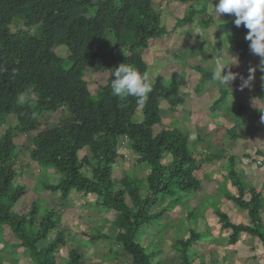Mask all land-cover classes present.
<instances>
[{
    "label": "trees",
    "instance_id": "1",
    "mask_svg": "<svg viewBox=\"0 0 264 264\" xmlns=\"http://www.w3.org/2000/svg\"><path fill=\"white\" fill-rule=\"evenodd\" d=\"M155 1L190 6L183 19L176 20L179 26L196 14L207 12L204 4L201 9L192 6L203 0H0V119L8 115L16 119L15 127L7 129L0 139V240L10 230L34 264H56V251L66 244V238L57 230L60 218L55 209L47 208L40 214L39 202L35 200L28 213L14 211L26 195V189L14 183L18 176L16 134L30 136L32 162L60 175L56 184L43 182L44 189L64 200L72 191L95 195L96 206L115 212V235L98 232L90 238H112L131 257L132 264H152L154 254L148 253L141 243L142 229L157 225L163 215L188 202L201 188L198 172L203 163L222 158L220 153L202 159L178 128H161L154 133L162 122L160 102L166 100L172 110L184 103L180 89L184 80L179 73H172L168 87L161 75L150 80L152 92L142 106L135 97L121 100L112 95L113 69L128 63L141 73H148L149 63L140 51L169 34L161 13L153 5ZM16 21L21 25L13 30ZM202 21L207 27L212 18L206 16ZM247 31L243 25L236 27L233 20L218 27L217 34H228L229 46L241 61L249 53V43L244 38ZM60 46L67 48L66 57L55 52ZM94 67L107 72L108 78L93 94L85 71ZM195 68L201 76L200 84L212 81V72L200 65ZM217 84L225 98L226 85ZM23 96L25 100H21ZM252 96L264 103V84L255 87ZM218 102L212 110L221 108ZM248 110L246 104H240L237 120ZM57 112L61 114L58 123L52 127L42 124L43 114ZM138 112L142 119L137 122ZM237 129L236 125L228 130L230 138H237ZM123 137L139 155L138 162L149 169L145 196L142 182L136 178L124 177L121 187L113 181V166L120 157L118 147ZM84 150L88 154L80 158L79 153ZM258 152L264 158V152ZM227 164L224 178L233 191L220 187V193L246 211L249 222L235 223L215 207L221 229L228 232L226 243L233 247L242 236H248L264 245V191L248 183L235 169L234 156L227 159ZM85 166L91 168V176L83 171ZM189 216L196 219L197 209L193 208ZM53 232L52 241L41 247L40 243L46 242ZM203 236L205 233L192 229L188 237L175 241L173 249L182 264H206L189 255ZM228 253L223 256L227 263ZM3 259L0 251V264ZM64 264H83L82 256L72 249Z\"/></svg>",
    "mask_w": 264,
    "mask_h": 264
},
{
    "label": "rangeland",
    "instance_id": "2",
    "mask_svg": "<svg viewBox=\"0 0 264 264\" xmlns=\"http://www.w3.org/2000/svg\"><path fill=\"white\" fill-rule=\"evenodd\" d=\"M215 2L218 0H203L193 4L196 9H201L203 4L206 5L207 12L198 13L187 23L179 26L176 20H182L190 6L174 1H155L153 5L161 13L162 23L167 27L169 34L151 41L147 49L140 51L149 63L148 74L151 81L161 75L164 85L168 87L172 82L173 72L179 73L184 80V85L180 88L184 95V103L172 110L167 101L162 100L160 102L162 122L160 126L154 128V133L161 128H178L188 136L191 141L190 147L202 159L208 154L222 153L220 160L203 163L201 171L198 172L201 188L192 194L188 202L163 215L157 225L142 229L141 243L148 253L154 254L152 264H158L159 261L164 264H182L173 245L177 239L188 237L192 229L198 233H205V236L189 252L191 259L196 262L204 261L206 264H234L232 253L227 252L231 251V246L226 243L228 232L221 229L214 213V208L218 207L235 223L249 222L247 212L226 199L219 190L220 187H224L233 191L224 178L228 168L227 159L230 156L235 157V169L242 177L264 191V158L258 152H264V120L261 119L264 116V103L252 96L253 89L264 84V80L261 79L264 72L258 67L261 58L249 50L247 57L239 60L238 53L229 46L228 34H217L218 27L234 20V17L230 14H222L221 18L216 16ZM206 16L212 18L207 27L202 21ZM18 25H21L20 21H16L13 30L17 29ZM55 52L60 57L68 55V50L64 46L57 47ZM219 62L233 63L229 67L236 74V79L230 87L225 86L228 90L225 98L221 97L217 82L200 84L201 76L195 68L200 65L206 72H213L215 64ZM252 67L257 69L255 79L250 87L242 88L243 79H247L249 69ZM85 77L91 93L94 94L106 84L108 73L98 67L88 68ZM25 99L26 96L21 97V100ZM215 102H218L221 108H215L214 111L212 107ZM240 104H246L249 110L238 121L236 112ZM60 118L59 112L52 115L43 114L41 122L47 127H52ZM141 119L142 115L138 112L135 120L138 122ZM15 125L14 115L0 119V139L7 129ZM236 125L238 136L232 139L228 130ZM14 140L19 146L16 161L18 176L14 183L26 189V195L14 206V211L18 214L28 213L35 200L39 202L40 214L44 213V209H55L60 218L57 230L66 238V244L56 251V264H64L72 249L80 253L83 264H132L131 257L112 238L97 241H91L90 238V235L98 232L110 237L115 235L116 227L112 223L115 212L96 206L95 195H83L72 191L70 197L64 200L44 189L43 182L56 184L60 175L52 169L44 170L30 160V136L20 133L16 134ZM118 148L120 157L113 166L112 174L115 185L121 187V180L126 176L136 178L142 182L141 191L145 196L149 169L138 162L139 155L131 150L127 138L121 139ZM85 154H88L87 150L81 151L79 157L82 158ZM83 171L91 176L90 167L85 166ZM185 198L184 196L182 200ZM126 201L130 202L129 197H126ZM193 208L197 209L196 219L189 216ZM53 237L54 232L46 242H41L40 246L50 243ZM243 237L242 250L257 241L255 238ZM19 243L10 230L5 231L4 240H0V251L4 257L2 264H34L28 251ZM210 243L213 244L212 249ZM225 253L230 256L228 263L226 262L228 259L223 260ZM249 262L251 260L242 253L239 263Z\"/></svg>",
    "mask_w": 264,
    "mask_h": 264
},
{
    "label": "clouds",
    "instance_id": "3",
    "mask_svg": "<svg viewBox=\"0 0 264 264\" xmlns=\"http://www.w3.org/2000/svg\"><path fill=\"white\" fill-rule=\"evenodd\" d=\"M214 14L221 18L222 14L234 17L236 27L243 25L248 29L245 40L249 42V50L253 55L260 57L259 68L264 72V0H218L214 3ZM230 64L216 63L211 79L220 85L230 87L236 79V74L230 69ZM227 69V71H226ZM256 67L249 69V76L243 79L242 88L250 87L255 79ZM112 95L121 100L135 97L138 105H144L148 94L152 92L149 74L141 73L128 63H121L112 71ZM264 80V77H261ZM264 120V116L261 117Z\"/></svg>",
    "mask_w": 264,
    "mask_h": 264
},
{
    "label": "crops",
    "instance_id": "4",
    "mask_svg": "<svg viewBox=\"0 0 264 264\" xmlns=\"http://www.w3.org/2000/svg\"><path fill=\"white\" fill-rule=\"evenodd\" d=\"M243 237V236H242ZM245 238V237H243ZM242 239V238H241ZM231 247V257L234 264H240L241 255H243L250 259L251 262L247 264H264V245L260 243L258 240L253 243V245L244 247L242 250V241ZM260 243V244H259ZM242 251V252H241Z\"/></svg>",
    "mask_w": 264,
    "mask_h": 264
}]
</instances>
